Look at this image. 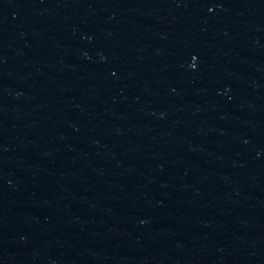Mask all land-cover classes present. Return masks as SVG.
<instances>
[{"label": "water", "instance_id": "water-1", "mask_svg": "<svg viewBox=\"0 0 264 264\" xmlns=\"http://www.w3.org/2000/svg\"><path fill=\"white\" fill-rule=\"evenodd\" d=\"M0 264H264V0H0Z\"/></svg>", "mask_w": 264, "mask_h": 264}]
</instances>
